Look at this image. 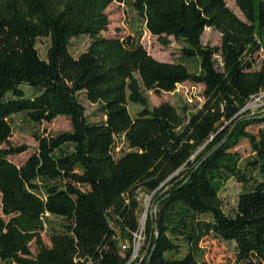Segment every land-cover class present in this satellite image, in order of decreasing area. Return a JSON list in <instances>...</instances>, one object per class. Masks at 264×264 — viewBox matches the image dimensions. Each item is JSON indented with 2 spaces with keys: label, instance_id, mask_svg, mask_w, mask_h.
Masks as SVG:
<instances>
[{
  "label": "trees",
  "instance_id": "16d2710c",
  "mask_svg": "<svg viewBox=\"0 0 264 264\" xmlns=\"http://www.w3.org/2000/svg\"><path fill=\"white\" fill-rule=\"evenodd\" d=\"M114 1L130 5L164 45L173 37L183 61L153 57L139 36H103ZM236 4L244 19L225 0H0V264H204L208 236L233 242L235 264H264V127L248 129L264 112H239L264 90V67L252 69L264 50V0ZM207 27L220 45L202 43ZM81 36L89 43L74 55ZM186 81L203 86L195 112L149 105L148 91ZM80 94L102 120L89 121ZM129 103L141 107L134 116ZM18 114L37 124L65 116L71 129L36 134V150L17 165L9 156L26 150L9 141ZM243 139L251 153L242 164ZM232 178L242 189L227 212L219 193ZM138 188L154 193L145 245L131 262Z\"/></svg>",
  "mask_w": 264,
  "mask_h": 264
},
{
  "label": "rangeland",
  "instance_id": "374dc122",
  "mask_svg": "<svg viewBox=\"0 0 264 264\" xmlns=\"http://www.w3.org/2000/svg\"><path fill=\"white\" fill-rule=\"evenodd\" d=\"M226 5L241 19H244L239 7L236 4V0H225ZM106 13L109 18V25L106 31H102V35L106 37H119L124 38L127 35L138 37L142 45L146 48L147 52L153 57L163 60V61H183L180 58L181 45L177 43L173 37H170V43L164 45L156 36H153L146 29L143 18L128 4L121 2H112L106 9ZM221 34L212 28H205L201 36V41L203 44H208L212 46L220 45ZM89 43L87 37L81 36L72 40L70 45V51L74 55L84 51ZM49 46L48 39H38L36 42V48L39 55L45 58L46 51ZM217 59V67H220V62L218 55H214ZM253 70H259L264 67V50L259 49L253 56ZM190 70H195L194 63L186 62ZM28 93L31 89L25 87ZM203 86L201 84H194L189 81L179 83L172 92L162 91L159 94H155L153 91H148L147 96L150 106H156L163 102H168L174 105L179 111L185 107L190 113L198 110L204 102L203 98ZM81 102L85 106L86 115L91 122H98L103 119V115L94 103L89 102L84 98L82 94L79 96ZM129 111L132 116L141 107L132 103L128 104ZM244 111H249L250 113L264 112V90L261 91L257 96L253 97L247 105ZM12 124V135L9 141L14 146H25L26 150L20 154L9 156L15 164L21 165L37 148V141L35 139L36 134H56L62 131H67L71 129V122L65 116H58L51 122H42L40 124L29 122L26 117L22 114L14 115L11 119ZM228 122H225L227 125ZM259 127H264V122L260 124H254L249 126V130L256 132ZM118 147L125 148L126 145L123 143L121 138H118ZM6 147L5 144H1L0 148ZM236 150L241 156V163L243 164L245 159L250 155L251 150L248 142L243 139ZM167 188V187H166ZM165 188V189H166ZM242 185L236 179L232 178L227 181L225 187L220 191L219 195L223 202V209L227 212L231 211L235 206L237 194L241 191ZM136 198L139 201L140 211L143 212L144 208H149L151 198L150 194L146 191L138 188L136 190ZM148 201V202H147ZM142 212L139 215L140 226L142 224ZM150 214H154V209L150 211ZM0 215H2L1 209V199H0ZM52 223H58L59 220L53 218ZM117 233L119 229L114 225ZM144 225L141 230L134 235L131 241V246L133 247V254L131 257V262L136 261L138 256L141 254L142 247L145 245V236L143 234ZM42 240L45 244L50 245L48 236L45 231L41 233ZM129 241L127 239H120V245L128 246ZM201 247L204 249V255L202 261L204 264H235L233 242H227L219 240L214 237H205L201 241ZM30 249L32 253H35L36 245L34 240L30 243ZM122 249V248H121Z\"/></svg>",
  "mask_w": 264,
  "mask_h": 264
},
{
  "label": "water",
  "instance_id": "95a60500",
  "mask_svg": "<svg viewBox=\"0 0 264 264\" xmlns=\"http://www.w3.org/2000/svg\"><path fill=\"white\" fill-rule=\"evenodd\" d=\"M247 105L248 104H246L239 112H243L247 108ZM153 193H154V191L150 194V197H152ZM147 211H148V208L145 207L143 212H142V217L141 218H143V224H141V227L145 224Z\"/></svg>",
  "mask_w": 264,
  "mask_h": 264
},
{
  "label": "built area",
  "instance_id": "2783aa9c",
  "mask_svg": "<svg viewBox=\"0 0 264 264\" xmlns=\"http://www.w3.org/2000/svg\"><path fill=\"white\" fill-rule=\"evenodd\" d=\"M140 230H141V229H140ZM135 234H137V233H135ZM135 234H134V235H135ZM121 247L124 249V248H126V245H122Z\"/></svg>",
  "mask_w": 264,
  "mask_h": 264
},
{
  "label": "bare ground",
  "instance_id": "6f19581e",
  "mask_svg": "<svg viewBox=\"0 0 264 264\" xmlns=\"http://www.w3.org/2000/svg\"><path fill=\"white\" fill-rule=\"evenodd\" d=\"M148 202V201H147ZM142 224H143V218H142Z\"/></svg>",
  "mask_w": 264,
  "mask_h": 264
}]
</instances>
